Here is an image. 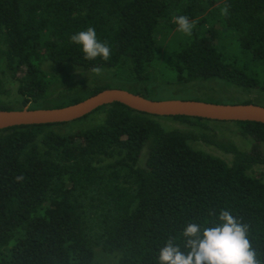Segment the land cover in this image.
<instances>
[{
    "label": "trees",
    "instance_id": "trees-1",
    "mask_svg": "<svg viewBox=\"0 0 264 264\" xmlns=\"http://www.w3.org/2000/svg\"><path fill=\"white\" fill-rule=\"evenodd\" d=\"M180 15L195 22L192 34L161 64L160 42L176 32ZM90 26L110 45L108 61L86 60L71 41ZM222 35L236 47L225 48ZM1 64L30 109L67 107L111 88L55 91L69 66L115 69L122 85L149 99L160 65L181 87L223 81L264 93V0H0ZM4 87L0 74V93ZM23 108L0 100V110ZM100 110L104 124L69 135L51 130L60 124L0 131V264H103L97 247L117 255L114 264H158L167 239L186 252L185 226L219 223L221 209L249 226L264 260V180L250 173L264 167V124L234 122L252 141L245 151L167 130L119 103ZM173 118L201 127L208 121ZM199 140L232 154V163L194 149Z\"/></svg>",
    "mask_w": 264,
    "mask_h": 264
},
{
    "label": "rangeland",
    "instance_id": "rangeland-1",
    "mask_svg": "<svg viewBox=\"0 0 264 264\" xmlns=\"http://www.w3.org/2000/svg\"><path fill=\"white\" fill-rule=\"evenodd\" d=\"M188 35L176 30L171 36L165 37L160 42V53H161V64L164 61L165 55L171 53L179 45L180 40L185 39ZM221 44L225 48L236 47L234 39L230 35L224 37L221 36ZM52 64L48 62L44 65V69L48 72H53L51 68ZM53 67V66H52ZM3 65H0V74L4 81V92L0 93V100L6 104L8 107L21 109L23 99L18 94V84L14 82L9 75L3 74ZM156 80L151 85V91L153 93L150 95V99L165 101V100H201L210 103L218 104H240L244 102H252L254 104L264 107V93L259 90L250 89L243 90L230 83L223 81H203L189 84L187 86H178L175 84V78L177 77L175 73L168 71L166 68L154 67L152 69ZM115 69L102 70L100 76L95 75L92 71H84L81 69H75L73 67H68L67 71L64 72V77L61 78L54 85L53 89L55 91H60L63 88H68L71 86H83V87H93V86H105L111 85V88H120L129 91L124 85V81L115 78ZM6 92V93H5ZM106 118V112L100 110L94 114L83 119L67 123L56 125L51 128L54 132L61 135L73 134L77 131L86 130L99 125L104 124ZM156 120L167 130H182L187 132H194L197 134H206L213 140H217L223 144H234L241 150H249L252 141L250 139L244 138L240 132L239 127L234 122H219V121H207L205 122V127L192 125L180 120H176L173 117H157ZM191 146L196 150H201L207 152L211 155L219 157L227 163L231 164L233 161V155L225 152L221 148L207 144L201 140L191 142ZM251 174L264 180V167L255 166ZM96 262L103 264H114L118 260L117 255H109L105 253L101 247L95 249Z\"/></svg>",
    "mask_w": 264,
    "mask_h": 264
},
{
    "label": "clouds",
    "instance_id": "clouds-1",
    "mask_svg": "<svg viewBox=\"0 0 264 264\" xmlns=\"http://www.w3.org/2000/svg\"><path fill=\"white\" fill-rule=\"evenodd\" d=\"M222 15L228 14V6L222 9ZM178 31L191 35L195 26L187 16L174 17ZM74 44L82 46L84 58L95 60L100 57L108 61L112 49L107 41L97 37L94 27L80 31L70 37ZM92 72L100 76L101 67H93ZM22 179V177H17ZM219 223L207 226L205 224L189 223L183 230V247L170 237L158 250V264H264L257 256L256 249L250 241L249 226L237 218L228 209H221L218 215Z\"/></svg>",
    "mask_w": 264,
    "mask_h": 264
},
{
    "label": "water",
    "instance_id": "water-1",
    "mask_svg": "<svg viewBox=\"0 0 264 264\" xmlns=\"http://www.w3.org/2000/svg\"><path fill=\"white\" fill-rule=\"evenodd\" d=\"M115 103L153 117H190L219 122L264 124V107L254 103L218 104L198 100L158 101L112 88L77 104L55 109L0 110V131L20 126L67 124L83 119Z\"/></svg>",
    "mask_w": 264,
    "mask_h": 264
}]
</instances>
